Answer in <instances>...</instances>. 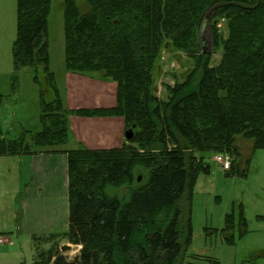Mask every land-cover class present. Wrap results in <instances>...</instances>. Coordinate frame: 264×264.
<instances>
[{"label": "trees", "instance_id": "trees-1", "mask_svg": "<svg viewBox=\"0 0 264 264\" xmlns=\"http://www.w3.org/2000/svg\"><path fill=\"white\" fill-rule=\"evenodd\" d=\"M63 1L66 72L116 82V105L67 107L50 69L51 0H17L13 63L17 72L35 70L41 129L7 140L0 123V155L64 152L69 164L68 229L33 236V264H182L192 237L183 204L210 172L197 153L227 151L236 159L238 136L251 140L253 151L264 149V0ZM209 14L217 64L200 41ZM167 45L185 52L193 67L167 85L163 100L154 72ZM72 115L122 117L133 137L119 148H70ZM234 163L231 174L239 173ZM122 187L123 198L108 191ZM235 225L245 232L242 209L238 219L228 215L222 233ZM63 239L81 246L78 261L60 252Z\"/></svg>", "mask_w": 264, "mask_h": 264}, {"label": "rangeland", "instance_id": "rangeland-1", "mask_svg": "<svg viewBox=\"0 0 264 264\" xmlns=\"http://www.w3.org/2000/svg\"><path fill=\"white\" fill-rule=\"evenodd\" d=\"M63 2L51 0L48 17L50 69L55 74L56 83L67 107L89 108L90 103L83 101L90 89L84 83L86 76H71L65 70ZM80 8L85 12L88 6L81 3ZM210 20L209 14L201 26L200 39L204 52L212 57L213 64H217L221 50H214ZM218 26L226 35L224 20ZM16 33L17 0H0V94L4 97L0 102V123L3 138L7 140L21 136L24 130L34 134L41 129L40 87L34 82L35 70L24 67L17 72L14 68L13 43ZM192 67L193 60L185 52L167 45L154 72L156 94L167 100V85L183 80ZM16 73L18 81L14 80ZM69 77H72L71 81ZM41 78H44L42 72ZM44 86L47 98L51 99L48 84L45 83ZM71 119L74 120L69 147L77 148L79 143L72 135L76 134L75 130L81 133L84 129L91 134L90 125H86L90 120L76 115ZM96 123L98 122L94 123L91 130L100 131V125ZM105 128V125L102 126L103 130ZM87 133L84 132L89 139ZM236 140L240 155L236 159L234 157V166L239 173L231 174L224 170L214 158V153L198 152L196 155L198 158L203 157L210 165V172L198 177L190 203L183 204L190 218L192 237L182 264H264V149L253 151L252 141L241 136ZM20 186L18 160L15 156H0V232H4L2 236L11 240L10 243H0V264H33L36 259L35 242L29 236L19 237L15 229L16 203L21 198ZM108 191L120 198L128 195L126 187L109 188ZM241 209L247 222L245 232L240 233L239 225H235L233 231L223 234L221 230L226 226L228 215L234 214L235 219H238ZM231 236H234V242L228 241L227 238ZM61 245L70 246L69 250L60 249L68 259H73L80 252L81 246L66 239L62 240ZM49 246L48 244L47 247Z\"/></svg>", "mask_w": 264, "mask_h": 264}, {"label": "crops", "instance_id": "crops-1", "mask_svg": "<svg viewBox=\"0 0 264 264\" xmlns=\"http://www.w3.org/2000/svg\"><path fill=\"white\" fill-rule=\"evenodd\" d=\"M68 74L77 75L69 72ZM84 78V83L90 89L83 101L90 103L89 108L116 105L117 84L115 82L105 81L96 76ZM71 80L72 77H69V81ZM69 108L78 109L79 107L69 106ZM71 118L72 133L71 125L74 119ZM84 119L90 120L86 125H90L91 134L84 129L89 136L88 139L84 132L75 130L76 134L72 136L79 144L89 149H111L119 148L125 142L124 118L84 117ZM95 122H98L96 124L100 125V131L103 132L97 129L91 130ZM104 125L105 130L102 129ZM3 156H15L19 163L21 198L16 203L17 225L15 228L19 237L29 236L32 239L33 236H48L55 232L66 231L70 215L68 154L57 152ZM6 238L10 243L11 240L7 236Z\"/></svg>", "mask_w": 264, "mask_h": 264}, {"label": "built area", "instance_id": "built-area-1", "mask_svg": "<svg viewBox=\"0 0 264 264\" xmlns=\"http://www.w3.org/2000/svg\"><path fill=\"white\" fill-rule=\"evenodd\" d=\"M215 159L222 165L224 169H229L232 165V155L228 152L219 154ZM5 238L0 236V243H4Z\"/></svg>", "mask_w": 264, "mask_h": 264}, {"label": "water", "instance_id": "water-1", "mask_svg": "<svg viewBox=\"0 0 264 264\" xmlns=\"http://www.w3.org/2000/svg\"><path fill=\"white\" fill-rule=\"evenodd\" d=\"M203 52H204V50H203ZM204 53H206V52H204ZM132 137H133V129L131 128V129H128V130H126L125 131V138L127 139V140H130V139H132ZM141 180V177H139V181ZM70 249V246L69 245H64L62 248H61V250H63V251H65V250H69ZM79 260V255H76L75 257H74V259H71L70 261H78Z\"/></svg>", "mask_w": 264, "mask_h": 264}]
</instances>
